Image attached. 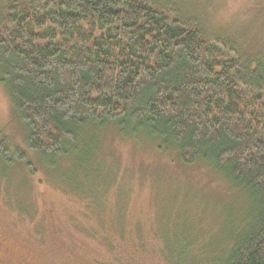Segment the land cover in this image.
<instances>
[{
	"label": "trees",
	"instance_id": "obj_1",
	"mask_svg": "<svg viewBox=\"0 0 264 264\" xmlns=\"http://www.w3.org/2000/svg\"><path fill=\"white\" fill-rule=\"evenodd\" d=\"M184 6L3 0L0 85L40 156L64 157L88 133L114 128L207 165L243 196V217L215 254L202 244L193 254L194 239L179 258L167 239L169 264H264V49L208 30Z\"/></svg>",
	"mask_w": 264,
	"mask_h": 264
},
{
	"label": "rangeland",
	"instance_id": "obj_2",
	"mask_svg": "<svg viewBox=\"0 0 264 264\" xmlns=\"http://www.w3.org/2000/svg\"><path fill=\"white\" fill-rule=\"evenodd\" d=\"M180 1L208 30L264 49V0ZM99 130L64 157L40 156L0 85V264H169L167 239L179 258L194 239L193 254L201 244L215 254L243 217V196L207 165Z\"/></svg>",
	"mask_w": 264,
	"mask_h": 264
}]
</instances>
